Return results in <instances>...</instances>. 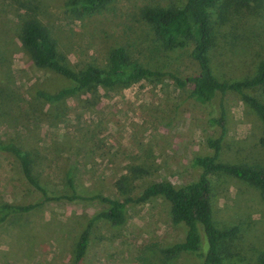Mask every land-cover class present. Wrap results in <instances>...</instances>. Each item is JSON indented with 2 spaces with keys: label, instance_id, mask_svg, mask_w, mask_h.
Listing matches in <instances>:
<instances>
[{
  "label": "rangeland",
  "instance_id": "374dc122",
  "mask_svg": "<svg viewBox=\"0 0 264 264\" xmlns=\"http://www.w3.org/2000/svg\"><path fill=\"white\" fill-rule=\"evenodd\" d=\"M68 0H0V140L26 150L32 170L50 193L67 194L70 171L76 192L123 200L149 184L180 187L202 171L193 160L210 155L208 137L221 128L208 122V108L169 75L128 85L90 87L51 104L37 90L56 92L75 84L37 66L19 35L26 5L55 40L60 60L79 71L105 68L112 49L122 46L139 64L184 77L198 72L191 44L165 49L142 19L145 5L181 6L185 0H113L82 14ZM25 6V7H24ZM218 43L212 67L223 80L252 76L264 61V0L228 10L214 19ZM248 93L257 95L255 90ZM223 105L225 131L219 160L264 167V123L236 92L217 93L211 115ZM122 178L123 195L116 182ZM212 217L220 229L238 231L222 245L225 264H257L264 250V200L257 186L225 173L210 175ZM40 192L24 178L12 154L0 150V203L28 204ZM99 199L51 200L0 221V264H74L76 244L89 218L106 209ZM125 222H94L79 264H202L193 252L167 258L161 249L184 239V223L171 220L162 196L128 202ZM202 251L207 250L203 230Z\"/></svg>",
  "mask_w": 264,
  "mask_h": 264
},
{
  "label": "trees",
  "instance_id": "16d2710c",
  "mask_svg": "<svg viewBox=\"0 0 264 264\" xmlns=\"http://www.w3.org/2000/svg\"><path fill=\"white\" fill-rule=\"evenodd\" d=\"M112 1L68 0L67 4L78 8L82 14H91L101 10ZM253 2L254 0H185L183 5L178 7L145 5L141 9L142 19L150 26L155 39L165 49L191 44L190 55L196 61L199 70L195 74L184 77L139 64L122 46L111 50L107 67L88 65L82 70L75 71L60 60L55 40L51 37L48 28L38 19L36 6H24L26 10L22 18L19 39L28 51L31 60L39 67L54 70L75 82L74 85L61 88L56 92L37 90L38 97L55 104L68 95L90 87L109 88L118 84L128 85L141 78L169 75L178 87L183 88L188 83H192L190 96L200 104L207 106L209 124L220 127L222 131L219 136L208 137L206 140L207 145L213 150L212 154L194 158V164L202 168L195 181L180 187L174 186L167 180L153 182L147 185L138 196H126L123 200L99 193L87 196L76 192L70 171L67 173V183L71 188V193H50L35 176L29 153L12 141L0 140V150L13 155L26 181L40 192L38 199L28 204L0 203V221L10 214L31 211L51 200L99 199L108 206L89 218L80 233L74 256V264H79L89 245L91 228L96 220L103 218L113 226L121 225L126 219L125 207L128 202H143L155 196H162L170 203L172 222L174 224L184 223L186 226L184 239L162 248L163 255L172 258L182 252H193L201 257L202 264H225L221 253L222 245L225 241L235 237L238 228L233 226L220 229L216 226L212 217L210 175L225 173L253 184L259 188L264 200V167L230 164L219 160L222 135L225 131V111L221 104L220 115L218 117L211 115V103L217 93L223 95L227 92H236L264 123V61L259 62L252 76L230 81L220 79L212 67V51L218 43V31H216V22L213 19L215 15L220 18L225 11L237 10ZM250 89L257 91L258 96L248 93L247 90ZM122 180V178L117 180L116 185L120 193L124 195L126 188ZM200 228L206 237V252L202 251ZM257 264H264V250L259 253Z\"/></svg>",
  "mask_w": 264,
  "mask_h": 264
}]
</instances>
